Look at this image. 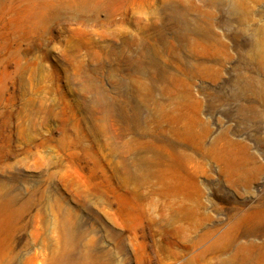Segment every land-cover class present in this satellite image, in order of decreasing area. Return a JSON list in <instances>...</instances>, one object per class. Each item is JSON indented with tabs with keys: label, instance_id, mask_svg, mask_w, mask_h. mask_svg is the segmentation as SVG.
Instances as JSON below:
<instances>
[{
	"label": "rangeland",
	"instance_id": "rangeland-1",
	"mask_svg": "<svg viewBox=\"0 0 264 264\" xmlns=\"http://www.w3.org/2000/svg\"><path fill=\"white\" fill-rule=\"evenodd\" d=\"M220 137L264 163V0H0V264H232Z\"/></svg>",
	"mask_w": 264,
	"mask_h": 264
},
{
	"label": "bare ground",
	"instance_id": "bare-ground-1",
	"mask_svg": "<svg viewBox=\"0 0 264 264\" xmlns=\"http://www.w3.org/2000/svg\"><path fill=\"white\" fill-rule=\"evenodd\" d=\"M182 114L180 104L175 105L171 111L166 112L168 122L174 126H178L181 123L180 118ZM193 120V122H186L188 128L190 131L194 132L196 127H202V141L203 137L209 132L208 127L204 122H200L198 117ZM178 135L180 136V133ZM240 146L241 152L238 153L236 149L240 148ZM209 151H215L217 159L221 162L223 169L228 176L237 175L248 178L256 176L264 170V163L259 160L257 156L250 153L247 145L240 144L233 141V139L231 140L225 139V137H220L211 144ZM122 205V207H124L122 210L127 214L134 209V205L129 199H126L125 202L122 201ZM256 207L255 223L250 225V221L247 220L244 215L234 222V225L239 227L240 233L245 239L236 242L233 252H231V255L227 259L229 263L264 264V203ZM256 237H260L259 240H257Z\"/></svg>",
	"mask_w": 264,
	"mask_h": 264
}]
</instances>
